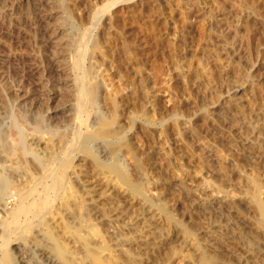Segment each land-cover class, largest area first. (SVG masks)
<instances>
[{
  "label": "rangeland",
  "instance_id": "374dc122",
  "mask_svg": "<svg viewBox=\"0 0 264 264\" xmlns=\"http://www.w3.org/2000/svg\"><path fill=\"white\" fill-rule=\"evenodd\" d=\"M117 1L120 0H0V116H6L4 122L6 127H10L11 111L26 115L23 128L27 127L25 134L29 143L33 137V126L40 117L48 124L60 127V130L66 128L69 120L82 119L84 130H90L95 117L109 119L111 116V106L106 98L107 91L111 89L103 81L106 78L110 83L112 78V91L124 115L121 124L115 127L122 128L120 136L129 141L146 168V177H149L152 187L149 193L153 195L164 188L161 199L165 197L163 202L169 206L167 210L183 219L186 226L192 225L202 244L211 248L218 245L214 248L220 250L228 263L247 264L248 248L252 246L257 252L259 244L263 243V236H255L250 229L258 214L246 201L238 210L233 208L225 196L236 187L237 194H244L243 191L250 189V179L254 176H262L264 181V0H125L103 11L109 3ZM94 40L100 45V55L93 59L89 53ZM80 50L85 55L81 58H85L82 69L87 72L86 81L96 86L93 102L82 110L84 115L82 111L75 112L74 107V83L78 77L74 67ZM107 75L110 79L105 77ZM67 135L60 145L63 149L76 142L73 132L69 134L68 131ZM38 136H35L37 140ZM78 148L72 154L73 163L68 169L71 178L63 179L62 183L48 181L50 186L39 179L41 169L33 164L31 155L22 156V152L17 150L12 161H7L0 153L4 163L0 169L16 188L12 190L13 195L7 196L5 203L0 201V216L8 217V213L17 209L23 200L21 191L36 188L35 197L29 201H43L48 204L47 208L51 203L50 210L43 214L44 225L41 227H37L32 214L19 217L18 223L23 226V221L30 222L29 227H21L19 237H13L9 246H3L0 239V254L9 249L13 252L20 245L29 251L34 241L41 240L36 233L48 229V222L52 229L60 220L76 226V217L81 213L85 214L86 221L92 220L97 224L102 235L113 233V227L106 224V213H103L104 197L97 200L102 206L93 209V201L80 182L83 174L91 173L92 168ZM91 149L100 159L108 162L116 159L126 173H132V159L125 151L105 156L107 150L99 141ZM19 158L23 161L21 164ZM25 173H28L29 180L24 185L18 180L27 178ZM44 185L46 190L49 188L48 192ZM24 186L25 190L20 191ZM51 187L54 189L50 192ZM68 188L81 196L79 199L85 206L79 208L80 212L72 214L70 209L61 206L63 193H67ZM49 196L53 197L48 201ZM195 203L203 204L200 214L191 213ZM112 213L110 215H114ZM220 222L226 227L217 229L220 232L216 237L212 232L216 228L210 226H217ZM115 223L118 224L117 221ZM155 224L162 225L158 221ZM54 229L57 235L63 234L59 237L65 245L74 249V241L59 229ZM240 234L244 235V240H240ZM179 240L184 242L181 237L172 247L165 245L160 255H152L151 264L173 260V253H170L173 248L181 249ZM35 247H31L32 254L34 257L37 254L40 264H58ZM15 254L18 253H12L14 264H23ZM164 255H168V259ZM198 262L191 264H201Z\"/></svg>",
  "mask_w": 264,
  "mask_h": 264
},
{
  "label": "bare ground",
  "instance_id": "6f19581e",
  "mask_svg": "<svg viewBox=\"0 0 264 264\" xmlns=\"http://www.w3.org/2000/svg\"><path fill=\"white\" fill-rule=\"evenodd\" d=\"M22 1H27V0H22ZM123 1H125V0L117 1L114 4L109 3L106 7H104L103 11L106 10V8L113 7L114 5H116L120 2H123ZM64 6H65V3H64ZM103 11H102V13H103ZM100 16H101V14H100ZM97 17H98V15H97ZM88 35H89V33H88ZM84 37H86V36H84ZM80 52H81V50H80ZM89 55L93 59L97 58L100 55V45L95 40L92 44L91 52L89 53ZM83 56H85V55L81 52L80 57L76 61L75 67H74V69H76V71L78 72V77L76 79V82L74 81L75 82L74 83L75 88H76L75 89L76 93H74L75 97H76V99H75L76 103L74 105L75 112H76V110L82 111L83 109L86 108V106L90 105L93 102L94 96L96 93L95 92V88H96L95 84H89L86 81V79H87L86 73L87 72H84L82 69V65H83L82 61L85 59V58H83V59L81 58ZM86 56H87V54H86ZM97 67H98V65H97ZM43 70H44V68H43ZM45 75H46V73H45ZM25 77H26V75H25ZM105 77H108V75ZM108 78L110 79V77H108ZM111 80H112V78H111ZM111 80H110V83H108V79H106V78L103 81L106 84V86L109 87V89H111V90H108L106 93V98H107V100H109L108 102L110 103L109 105L111 106L110 107L111 111H112L111 116L109 119L103 118L102 116H100V118L95 117L94 120L92 119L93 125H92V129H90V130H86V131L84 130V121L82 119L78 120V118H77L78 121L71 119V121L69 120V123L66 124L67 125L66 128H64L63 130H60V127L52 126V125L48 124L44 120V118L40 119L41 118L40 117L39 119L36 120V123L33 126V132H32L33 137H32L31 143H29L27 140L26 134H25V129H27V127L23 128V124L25 123V119L27 118L26 115L22 114L19 111H15V112L11 111V116L9 117V121H8V122H10V127H6V123L4 122L6 119V116H2V117H4V120H2L3 118L0 116V119H1V121H0V124H1V126H0V153H1V155L2 154L5 155V158H7V161H10V160L12 161V159H13L12 156H14V154H16L15 152L17 150L22 152V156H23V154H24V156L31 155L32 156L31 160H32L33 164L40 167V169H41V175H40L39 179L42 178V181L44 183L47 182V184H48V181L53 182V180L55 182L60 181L62 183L63 179L68 180L71 178V177H69L70 173L68 175V169L72 166V163H73L72 154L74 153V151L77 152V148L79 147L80 150H78V152L81 151L82 154L88 158L90 166L92 168L91 173H87L88 172L87 171L86 173L83 174L84 178H80L81 179L80 182L84 185L83 186L84 189L90 195L91 200L93 201V205H94L93 209L96 210L102 206V203L100 201H97V200L103 199L102 197H104V204L105 205L103 207L104 208L103 213H106V220H107L106 224L108 226L111 225V227H113V233L110 234L111 232L110 233L108 232L109 234L104 236V235H102L103 232L101 233V229L97 226V224H95V222H93L92 220L86 221V219H84L83 215L85 216V214H83V215H82V213L78 214L79 216L76 217L77 218L76 226H70V224H68L67 222L60 220V222H58L56 226L54 225L55 227H53V229L54 228L57 230L59 229V231H61L62 233H64V235L69 237V239L74 241L75 244L74 243L73 244L76 246L74 247V249H71V247H68L67 245H65V243L63 242V239L61 240V238L59 237L61 235L63 236V234L57 235L56 233H54L53 229L50 228L52 225L51 226L48 225V223H49L48 222L47 226H46L48 229H46V230L43 229V231L41 229V231H40L41 233L40 232L36 233V234L40 235L41 240L39 242L34 241L35 243H32V245L30 244L31 246H30V250L28 249L29 251H27L26 248L22 247L21 245L17 246L16 248L14 247L15 249L13 252L18 253V255L17 254H15V255H17L18 257L21 258V263H23V264H40L38 262L37 254L36 255L34 254L35 257H37V260L32 254L33 248L31 249V247L34 245V246L41 249V250L39 249L38 251H41L44 254H48L58 264H86L88 262L91 264H146L151 259L152 255H155V254L160 255L161 251H162L161 249L165 248V245L169 244L171 246L173 243H175L176 240H178L182 237L184 242L182 243L181 240H179L180 244H181V246L180 245L179 246L181 247V249L180 248H173V249L171 248L173 252L170 251L171 252L170 254L173 253L172 254L174 256L173 260H175V261L170 259L171 261L168 262V260H166V262L163 261V263L165 262V264H172V263H176V264H187L188 263V264H191V263H197V261L199 260L201 262V264H236L235 262L228 263V262L224 261L222 255L219 252L220 250L218 251L217 248H214L218 245L214 244L216 246L211 248L212 246L207 247L206 245H204V243L202 244L200 241L201 239L199 240V237H197L198 235H196L195 230L191 227L192 225L190 226V224H189V227L186 226L187 223H185L186 224L185 225L182 222L183 219H180L176 215L178 217V219H177L176 216L173 215V213L170 210H167L169 208V206L164 204L166 202H163V201H166V199H164L165 197L163 198V200L161 199V196L163 193L162 191L164 190V188H162V190H160V192H155L153 195H151L149 193V190L151 187V182L149 181V177L148 178L146 177L148 175L146 173V168L142 165L140 159L137 158V155L135 154V150H134L133 146L129 143V141L126 140L124 137L120 136V134H122L120 131L122 128H120L119 126L115 127V125L121 124V122H122L121 120H122L124 115L122 113V108L119 105L120 102L118 101V98L114 97V93L112 91L113 86L111 84L112 83ZM46 81H48V80H46ZM22 82H24V81H22ZM27 82H28V80H27ZM18 84L20 85V83H18ZM142 85H144V84H142ZM210 85L211 84H209V87H210ZM144 87H145V85H144ZM146 93H147V96L150 97V93L148 91ZM40 94H42V93L40 92ZM150 100H151V97H150ZM4 102H6V101H4ZM21 104H22V102H21ZM13 107H15V106H13ZM20 107H21V105H20ZM37 107H40V106H37ZM39 113L41 114L42 112L39 111ZM39 113H38V115H39ZM82 114L84 115L83 111H82ZM82 114H81V117H83ZM32 116L33 115L31 114V118H32ZM31 118H29V120ZM83 119H85V118H83ZM50 122L51 121H49V123ZM51 124H52V122H51ZM73 126H74V128H73ZM120 126H122V125H120ZM55 127H57V128H55ZM117 127L120 129H118ZM71 128L73 129V131L72 130L71 131L73 132V134L75 136L76 142L74 141V144L71 147L67 146L68 148L63 149V146H60V145L64 140H66V138L68 136L67 132L69 131V134L72 133L70 131ZM27 131H29V130H27ZM31 131H32V125H31ZM35 134L39 135L37 137L38 140L36 139ZM98 141L101 142V144L103 145V148H105V150H107V153H105V156H108L110 153L116 154V152L119 150H123L126 153H128L130 155V158L132 159V168H130L132 170V173L131 174L126 173L124 168L121 166V164H119V162L116 159L111 160L110 159L111 157H109V159L111 161L108 162V161H106L107 160L106 157H105L106 160H102L99 158L100 156L98 157L97 155H95L91 148H92V145ZM167 151L170 152L171 150H167ZM59 158H60V160L57 161ZM18 161H20V164H21V162H23V161H21L20 158ZM56 162H58V163L56 166H54V164ZM79 164L80 163H78V165ZM3 165H4V163H3L2 157H0V168ZM19 166L21 168V165H19ZM14 167H15V165H14ZM14 167H12V168H14ZM78 168H80V167H78ZM24 172L23 173L21 172V174H24ZM79 173H81V171ZM25 174L27 175V178L23 177V178H19V180H18L19 182H21L23 184L28 183V180H29L28 179L29 178L28 173H25ZM79 176L81 177V175H79ZM164 176H165V173H164ZM32 177H33V175H32ZM250 181H251V186L249 185L250 189H247L246 191H243V192H242V190L240 191L242 193L245 192L244 194H237L239 191L238 192L236 191V188H237L236 187V188H234V190H232V193H227L225 197L227 198V200L229 199L230 204L233 206V208H235L237 210H238V208L242 207V205L245 201H246V203L249 204V206H251L252 208L255 209V211L258 214V218L255 216L257 220L253 221L252 225L250 224L251 225L250 229H252V233H254L255 236H260V235L263 236V243L262 244L264 246V190H263L264 189V181L262 179V176H261V178L259 176H254L250 179ZM70 184H69V186H70ZM53 185H54V183H53ZM48 186H50V185L48 184ZM51 186H52V184H51ZM44 187H45V185H44ZM247 187H248V185H247ZM24 188H25V186L21 187L20 191L23 190ZM52 188L53 187H51L50 192H51ZM14 189H16V188H15V186H13L9 177L6 175L4 170L0 169V201L5 203L7 200V196L10 195L12 193V190L14 191ZM35 189L36 188H33L32 190H30L31 192L30 191H27V192L21 191L20 197H22L23 200L21 199L22 202L20 203V205H18L17 209L13 212L8 213V215H9L8 217L7 216L6 217L0 216V230H1L0 239L2 240L1 243L3 244V246H9L10 243H12V241H13L12 238L13 237L18 238L19 232L22 231L21 229L23 227L29 225L30 222L23 221L25 224H23V226H21L19 224L21 222L18 223V221H17V219H19V217L20 218L22 216H25V217L29 216L30 217V214H32L33 218L37 221V227L38 226L41 227L44 225V223L42 222L43 221L42 218H44L43 214H44L45 210L49 209V206L51 205V203L47 208V206H46L47 203H45L43 201L41 203H38V201L37 202L29 201L35 197L34 196V190ZM44 189L46 190V187ZM151 189H152V187H151ZM48 190H49V188H48ZM48 190H46V191L48 192ZM68 190L69 191L67 193H65V194L63 193L64 200L61 202V206L67 207V209L68 210L70 209V211H72V214H74L75 212L79 211V208H81L82 206H85V205L81 204V201H83L82 199H79L81 196H79L76 193L74 194V192L72 191V188H68ZM237 190H239V189H237ZM46 191H45V193H46ZM54 191H56V189L53 190V194H54ZM234 191L236 194H234ZM11 195H13V194H11ZM203 195H204V193H203ZM212 195L217 197V194H212ZM50 197H53V196H49V199L48 198H46V199H48V201H49ZM211 198H212V196H211ZM41 199H42V197H41ZM215 199L213 198L214 201H218ZM43 200H45V199H43ZM170 200H172V199H170ZM246 203H245V205H247ZM167 206H168V208H166ZM202 206H203V204L195 203L194 205H192V209H191L192 212L191 213L194 212V213L200 214L201 213L200 209L202 208ZM83 209H84V207H83ZM66 211L64 210V212H66ZM4 212H5V210H4ZM112 212H114V213H112ZM235 212H237V211H235ZM245 212L243 211V213H245ZM111 213L114 215H110ZM98 214H100V213H98ZM218 214H219V212H218ZM75 215H77V214H75ZM220 215L223 216V214H220ZM240 215L241 214H239V216ZM227 217H228V215H227ZM104 218H105V216H104ZM34 219H31V220H34ZM229 219H232V218H229ZM244 219H243V221H244ZM70 221L72 222V220H70ZM116 221L118 223L117 225L115 223ZM157 221L159 222V224L161 223L163 225V226L161 225L162 228L159 227L160 225L157 224L158 225L157 226L155 224V223H157ZM236 221H235V224H236ZM200 223H201V221H200ZM228 223L230 224V222H228ZM201 224H203V223H201ZM229 224L226 223V225H228V226H229ZM233 224H234V222H233ZM114 225H116V226H114ZM244 225H245V222H244ZM108 226H106L104 228H107ZM239 226L241 227L240 223H239ZM34 227H35V225H34ZM210 227L216 228L215 231L212 230V232H214V235H215L217 232H220V231H217V229H219V228L221 229L222 227H226V226L222 225V223L220 222L219 224H217V226H210ZM195 228H197V227H195ZM247 232L250 235V232L249 231H247ZM208 233H210V232L208 231ZM222 234H223V231L221 232V235ZM241 234H240V237H241L240 240H242L243 236H244ZM21 235L23 236V234H21ZM207 235H208L207 237L210 236L209 234H207ZM214 235L212 237H214ZM221 235H220V237H221ZM245 235H246V233H245ZM216 237H217V234H216ZM245 237L247 238V235ZM252 237H254V236H252ZM204 238H206V237H203V239ZM35 239L37 240V238H35ZM205 240L206 239H204V242H207ZM211 240H208V241H211ZM214 241H215V239H214ZM218 241L222 242V239L218 238ZM251 241H255V240L251 239ZM216 242H217V240H216ZM257 242L259 243L260 241L257 240ZM209 243H211V242H209ZM217 243H219V242H217ZM14 244H17V243H14ZM262 244H261V246H262ZM208 246H210V245H208ZM256 246H257V244H256ZM261 246L259 244V246H258L259 248L257 247L258 251L256 252V251H254L252 246L249 247V245H248L249 250H247V256H246V259L248 262L247 264H249V261L251 264H264V247L261 248ZM36 247H35V250L37 249ZM244 247L246 249V246H244ZM251 247H252V249H251ZM2 249L6 250V248H2ZM220 249H221V247H220ZM164 250H166V249H164ZM184 250H186V251L184 252ZM13 252H12V250L9 249L7 251H4L2 254H0V264H14L15 263L14 262V256L12 255ZM37 253H40V252H37ZM102 253H104V254H102ZM167 256H165V258L168 259ZM155 257H156V255H155ZM181 257L184 258V259L182 258V261H181ZM242 257H245V256L242 255ZM186 259H189V261L187 262ZM153 260H156V259L153 258ZM242 260H243V258H242ZM244 260H245V258H244ZM17 261H18V259H17ZM34 262H36V263H34ZM151 262L149 261L150 264H151ZM200 262H198V263H200ZM237 264H238V262H237Z\"/></svg>",
  "mask_w": 264,
  "mask_h": 264
}]
</instances>
